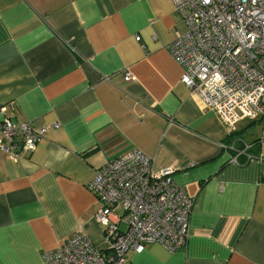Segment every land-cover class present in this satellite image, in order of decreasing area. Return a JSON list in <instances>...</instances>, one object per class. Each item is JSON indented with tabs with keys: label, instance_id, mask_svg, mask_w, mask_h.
Instances as JSON below:
<instances>
[{
	"label": "crops",
	"instance_id": "obj_1",
	"mask_svg": "<svg viewBox=\"0 0 264 264\" xmlns=\"http://www.w3.org/2000/svg\"><path fill=\"white\" fill-rule=\"evenodd\" d=\"M185 31L173 0H0V107L44 128L22 157L0 150V264H43L78 231L102 247L88 184L133 149L192 205L185 249L129 264H264V115L229 133L191 94L168 50Z\"/></svg>",
	"mask_w": 264,
	"mask_h": 264
},
{
	"label": "built area",
	"instance_id": "obj_2",
	"mask_svg": "<svg viewBox=\"0 0 264 264\" xmlns=\"http://www.w3.org/2000/svg\"><path fill=\"white\" fill-rule=\"evenodd\" d=\"M186 31L168 45L183 69L180 81L229 133L242 120L264 115V0H173ZM139 41V36H135ZM123 78L134 81L129 72ZM44 128L14 122L0 107V150L13 159L34 150ZM174 168L155 170L153 158L133 149L107 160L88 184L100 203L94 213L103 246L83 232L44 251L43 264H129V251L158 242L169 251L186 248L192 200L172 178Z\"/></svg>",
	"mask_w": 264,
	"mask_h": 264
},
{
	"label": "trees",
	"instance_id": "obj_3",
	"mask_svg": "<svg viewBox=\"0 0 264 264\" xmlns=\"http://www.w3.org/2000/svg\"><path fill=\"white\" fill-rule=\"evenodd\" d=\"M261 117H262V116H261ZM261 117H260V118H261ZM260 118H258V119H256V120H252V121H257V120H259Z\"/></svg>",
	"mask_w": 264,
	"mask_h": 264
}]
</instances>
